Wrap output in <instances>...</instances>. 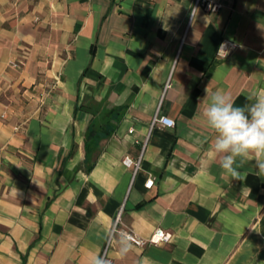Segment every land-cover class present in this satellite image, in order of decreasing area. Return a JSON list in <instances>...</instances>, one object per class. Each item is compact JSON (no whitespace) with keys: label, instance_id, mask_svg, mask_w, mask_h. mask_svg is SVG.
<instances>
[{"label":"crops","instance_id":"obj_1","mask_svg":"<svg viewBox=\"0 0 264 264\" xmlns=\"http://www.w3.org/2000/svg\"><path fill=\"white\" fill-rule=\"evenodd\" d=\"M221 1L0 0V264H264V178L202 117L206 89L264 91V0Z\"/></svg>","mask_w":264,"mask_h":264},{"label":"clouds","instance_id":"obj_2","mask_svg":"<svg viewBox=\"0 0 264 264\" xmlns=\"http://www.w3.org/2000/svg\"><path fill=\"white\" fill-rule=\"evenodd\" d=\"M205 91L202 117L214 134L212 151L220 158L222 170L233 180L243 181L247 174L241 169L252 160L256 175L264 178V91L252 92L248 97L251 103L243 106L236 105L232 96L223 90L210 96ZM130 248L125 238L119 254L125 256ZM90 264H105V261L96 256Z\"/></svg>","mask_w":264,"mask_h":264},{"label":"built area","instance_id":"obj_3","mask_svg":"<svg viewBox=\"0 0 264 264\" xmlns=\"http://www.w3.org/2000/svg\"><path fill=\"white\" fill-rule=\"evenodd\" d=\"M223 6V2L221 0H195L194 9L198 7L204 8L206 11L213 12L218 11ZM236 47V42L229 39H223L218 47L217 55L218 56H227L234 48ZM175 119L167 116V115H158L156 114L152 121V126L156 124H160L167 127H173L175 125ZM134 129L131 128L130 132ZM123 163L127 166H134L138 168L140 165V159L134 160L130 155H125L123 158ZM154 183V178L149 177L146 182V187H151ZM119 217H117L115 223L112 226L111 236L114 235L115 232L119 231L117 223ZM123 235L132 243L137 246H144L147 242L151 243H160L162 241H169L172 237V233L166 231L162 227H157L152 234L148 238H144L140 236L133 230H123Z\"/></svg>","mask_w":264,"mask_h":264},{"label":"trees","instance_id":"obj_4","mask_svg":"<svg viewBox=\"0 0 264 264\" xmlns=\"http://www.w3.org/2000/svg\"><path fill=\"white\" fill-rule=\"evenodd\" d=\"M97 137V131L94 128L89 129V132L87 133V142L90 140H96ZM92 163L90 164L89 168L92 167Z\"/></svg>","mask_w":264,"mask_h":264}]
</instances>
